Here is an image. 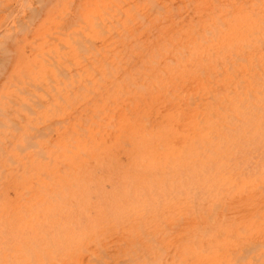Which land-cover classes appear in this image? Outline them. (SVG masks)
Here are the masks:
<instances>
[{
	"label": "bare ground",
	"instance_id": "obj_1",
	"mask_svg": "<svg viewBox=\"0 0 264 264\" xmlns=\"http://www.w3.org/2000/svg\"><path fill=\"white\" fill-rule=\"evenodd\" d=\"M0 264H264V0H0Z\"/></svg>",
	"mask_w": 264,
	"mask_h": 264
}]
</instances>
